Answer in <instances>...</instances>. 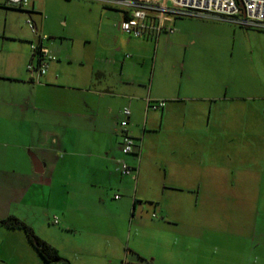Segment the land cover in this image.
Wrapping results in <instances>:
<instances>
[{
	"label": "crops",
	"instance_id": "1",
	"mask_svg": "<svg viewBox=\"0 0 264 264\" xmlns=\"http://www.w3.org/2000/svg\"><path fill=\"white\" fill-rule=\"evenodd\" d=\"M89 1L29 0L26 10L9 7L5 0H0V11L6 13L0 15V218L13 216L23 221L68 262L89 250L97 251L100 238L109 249L124 246L120 231L128 227L131 230L133 218L140 220L149 212L145 206L150 207L154 216L161 214V219L176 225L171 217L182 208L184 196L192 206H197L201 185L205 184L202 196L209 200L213 189H206L217 180L216 169L234 163L229 159L217 165L209 122L232 113L216 112L212 103L242 100L238 96L227 97L225 88L224 94L218 96L214 84L200 88L169 82L162 76L155 86L151 80L146 89L148 72L143 51L123 50L120 45L108 49L99 41V5L109 10L108 4L112 3ZM71 2L84 6L91 15L83 22L88 28H80V34L75 36L65 31L66 19L60 20L62 29L47 24L60 13L58 8L63 3ZM48 5L52 10L47 12ZM11 8L27 14L34 23V38L25 35L22 25L14 24V19L8 17ZM127 11H121L120 21ZM92 17H97L98 24ZM107 19L119 29L118 20ZM175 19V30L170 33L174 40L180 38L185 49L195 46L200 39L194 30L202 35L214 34L219 22H225L209 16ZM23 20L24 16L20 18ZM182 21L195 23L193 30ZM39 33L47 35L43 44L55 57L41 76L27 69L31 62L30 44L37 41ZM103 36L109 41V33ZM158 36L150 30L135 43L150 48L151 37ZM127 52L133 57H128ZM177 65L182 75L184 61ZM199 94L202 96H195ZM147 100L163 101L164 106L152 109ZM192 100L209 103L206 111L196 113L209 128L202 145L207 144V159L200 160L201 149L195 137L191 156H199L195 161L191 159L190 181L184 186V167L178 160L182 148L177 145V137L183 133L177 126L181 116L170 109L174 104ZM123 108L130 111L126 130L138 143L130 155L121 152L123 130L119 123ZM203 152L204 149L202 156ZM120 161L137 167L135 177L121 175ZM238 162L240 175L233 177L235 171L230 169L232 181L245 184L259 177L258 163L253 161L249 165L245 153L239 155ZM136 228L137 232L142 231L140 224ZM48 229L57 238L51 237ZM44 230L47 232H41ZM14 231L3 233L11 235ZM74 234L85 236L81 245L72 239ZM129 250L124 257L117 256L118 264H153L151 254L142 248L132 246Z\"/></svg>",
	"mask_w": 264,
	"mask_h": 264
},
{
	"label": "rangeland",
	"instance_id": "2",
	"mask_svg": "<svg viewBox=\"0 0 264 264\" xmlns=\"http://www.w3.org/2000/svg\"><path fill=\"white\" fill-rule=\"evenodd\" d=\"M55 5L57 6V3ZM108 6L109 10H103L99 5V24L97 17H92L102 34L99 41L108 49L120 45L123 50L128 48L143 51L145 70L148 72L146 89L151 80L155 86L162 76L169 82H182L184 85L189 83L200 88L214 84L218 96L224 94L225 88L227 97L238 96L242 99L212 103L214 111L230 112L232 116L211 118L210 129L205 127L206 120L196 116V113L206 111L208 102L192 100L171 107L172 112L181 116L177 120V126L183 133L177 137V145L182 148L178 160L184 167L183 185L186 186L190 181L188 165L190 169V148L195 137L201 149L200 160L207 159V144L202 146L206 140L203 136H207V129L211 131L210 137L214 138L217 165L225 164L229 159L234 163L231 167L228 165L216 169L217 180L206 189H213L209 200H204L202 196L205 184L201 185L197 206H192L184 196L182 208L171 217L176 220V225L161 219V214L154 216L150 207L145 206L149 212L144 213L140 220L137 217L133 218L134 220L129 219L132 220L131 230L128 227L129 231H120L122 236L119 237H122L124 246L109 249L104 245L105 240L100 238L97 251L89 250L84 256L73 258L69 261L70 264H118L117 256L124 257L132 246L151 254L149 259H153V264H264V30L244 28L227 21L219 22L214 34L202 35L194 30L196 38L199 36L200 39L197 38L195 46L186 49L180 38L174 40L171 33L162 30L157 39L151 37L149 48L135 43V39H144L145 35L134 37L126 34L107 19L121 22V11L130 8L119 3ZM46 7L47 12L52 10L51 6ZM25 9L29 10L27 7ZM58 9L60 13L50 18L47 24L52 23L62 29L60 20L66 19L65 31L74 36L79 35L83 27L88 28L89 25L83 22H87L91 15L84 6L71 2L63 3ZM9 10L11 11H8L7 15L14 19V24L22 25L24 34L34 38L27 24V14H21L12 8ZM0 15L3 17L6 13L0 11ZM61 15H64V18ZM92 15L98 16L95 13ZM22 16L23 22L20 21ZM175 18L172 15L167 16L166 27L169 25L175 30L172 23ZM108 22L112 25L109 26ZM182 23L192 28L190 30H193L192 26L195 25L188 21ZM106 33H109V41L103 38ZM33 42H36V39ZM127 55L133 57L129 52ZM181 61L185 63L182 75L177 65ZM234 112H241L243 115L236 117ZM163 134L164 132L161 133ZM243 153L247 155L249 165L253 161L258 163L259 172V177L248 181L246 185L237 182L238 180L232 181L229 176L230 169L235 171L233 177L240 175L238 157L243 156ZM197 156L199 155L193 154L194 161ZM224 178L226 179L223 180ZM228 179L232 183L226 184ZM138 224L142 227L140 232L136 231ZM0 229V264H47L27 242L22 231L4 227ZM3 231L14 233L8 235ZM41 232L45 233L47 230ZM41 232L38 234H42ZM51 237L57 238V234H52ZM84 237L82 234H74L72 239L81 245L80 241L86 239Z\"/></svg>",
	"mask_w": 264,
	"mask_h": 264
},
{
	"label": "built area",
	"instance_id": "3",
	"mask_svg": "<svg viewBox=\"0 0 264 264\" xmlns=\"http://www.w3.org/2000/svg\"><path fill=\"white\" fill-rule=\"evenodd\" d=\"M29 0H5L9 7L24 9ZM110 3H119L130 8L127 16L119 24V29L134 37L146 35L154 30L158 35L162 30L172 32L168 25L167 16H209L219 20L232 22L244 28H256L264 30V0H108ZM28 27L32 33L37 29L29 19ZM48 37L44 34L37 35V41L30 44L31 62L27 65L29 71L37 75H44L49 63L55 60L54 55L43 44ZM148 107L160 109L164 106L163 101L152 102L147 100ZM130 111L123 108V119L119 126L123 130L121 135V152L130 155L138 146L137 141L131 137L126 128ZM120 173L123 176H134L137 167H132L124 161H120ZM118 198V196H116Z\"/></svg>",
	"mask_w": 264,
	"mask_h": 264
},
{
	"label": "trees",
	"instance_id": "4",
	"mask_svg": "<svg viewBox=\"0 0 264 264\" xmlns=\"http://www.w3.org/2000/svg\"><path fill=\"white\" fill-rule=\"evenodd\" d=\"M126 14L127 13L125 12L124 15L127 16ZM0 227H4L9 230L22 231L27 242L33 247L34 251L44 262H61L63 264H69L67 260L63 259L59 255L58 251L54 247L38 238L31 227H29L26 223L19 220L18 218L8 216L6 218L0 219Z\"/></svg>",
	"mask_w": 264,
	"mask_h": 264
},
{
	"label": "water",
	"instance_id": "5",
	"mask_svg": "<svg viewBox=\"0 0 264 264\" xmlns=\"http://www.w3.org/2000/svg\"><path fill=\"white\" fill-rule=\"evenodd\" d=\"M16 9H18V8H16Z\"/></svg>",
	"mask_w": 264,
	"mask_h": 264
}]
</instances>
